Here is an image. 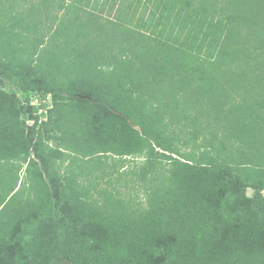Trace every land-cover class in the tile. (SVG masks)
I'll use <instances>...</instances> for the list:
<instances>
[{
  "label": "trees",
  "instance_id": "obj_1",
  "mask_svg": "<svg viewBox=\"0 0 264 264\" xmlns=\"http://www.w3.org/2000/svg\"><path fill=\"white\" fill-rule=\"evenodd\" d=\"M263 191L264 0H0V264H264Z\"/></svg>",
  "mask_w": 264,
  "mask_h": 264
},
{
  "label": "rangeland",
  "instance_id": "obj_2",
  "mask_svg": "<svg viewBox=\"0 0 264 264\" xmlns=\"http://www.w3.org/2000/svg\"><path fill=\"white\" fill-rule=\"evenodd\" d=\"M7 90H8V88H5V91H7ZM38 101H39L38 99H34L32 101V103L33 104H38ZM45 101L47 102L48 105H50V103H51L50 96H47L45 98ZM33 122H34V120H30L29 118L27 119V125H31ZM179 145L181 146V144H179ZM180 149H181L182 152H187V153H190L192 151L191 147L190 148H186L184 146H181ZM142 160L143 159L141 157H139V158H128V160H126V162L122 165V168L119 169L120 173H126L125 176H122V179L123 180L124 179L125 180L131 179L132 178L131 176H133V174H131V171L136 170L137 167L141 164ZM105 161L107 162L108 165H111L113 162L118 163V162H116L117 158H113L111 156H108L105 159ZM24 170H25V167H24L23 171ZM98 172L99 171H97V172L95 171L94 175H97ZM23 175H24V172L21 173V177L22 178H23ZM21 177H20V179H22ZM111 179H113V181H114V176H111ZM98 183H99L98 188H100V189L107 187V185H105L104 182H102V181H99ZM115 186L122 188L121 189L122 195H125V196H129V195L130 196H137V200L145 201L144 200L143 190H141L140 188L137 189V187H136V189H137L136 190L135 188L132 187L131 183H129V187L128 186L124 187V183H118V184L114 183L113 187H115ZM252 193H253L252 190H247L246 196L250 198L252 196ZM262 196L264 198V191L262 192ZM46 223H47V225L45 224L44 228L47 227V226L49 227L50 234L48 233V235L52 237L53 233L55 232V230L58 229V226L53 221H47ZM35 247H36V244L34 243V241L33 242L30 241L29 244H27L26 247L24 248V251L20 254V261H22V260L24 261V258H26L29 255L34 254V251H35L34 248ZM37 252H38V256L37 257L40 256L41 264H49L50 263L51 259H50L49 255H51V251L46 252L44 249H40L39 250V248H38ZM17 263L18 262H12L11 264H17ZM52 263H53V261H52ZM61 264H73V262H71V261H68V262L67 261H63Z\"/></svg>",
  "mask_w": 264,
  "mask_h": 264
},
{
  "label": "built area",
  "instance_id": "obj_3",
  "mask_svg": "<svg viewBox=\"0 0 264 264\" xmlns=\"http://www.w3.org/2000/svg\"><path fill=\"white\" fill-rule=\"evenodd\" d=\"M39 102V101H38ZM41 110H39V113H40Z\"/></svg>",
  "mask_w": 264,
  "mask_h": 264
}]
</instances>
